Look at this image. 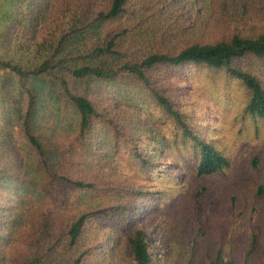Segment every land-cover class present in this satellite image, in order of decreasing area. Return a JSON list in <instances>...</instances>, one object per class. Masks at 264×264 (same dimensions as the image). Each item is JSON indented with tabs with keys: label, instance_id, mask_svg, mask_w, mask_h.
<instances>
[{
	"label": "trees",
	"instance_id": "16d2710c",
	"mask_svg": "<svg viewBox=\"0 0 264 264\" xmlns=\"http://www.w3.org/2000/svg\"><path fill=\"white\" fill-rule=\"evenodd\" d=\"M256 63L264 0H0V264H264ZM185 68L238 87L246 162Z\"/></svg>",
	"mask_w": 264,
	"mask_h": 264
},
{
	"label": "rangeland",
	"instance_id": "374dc122",
	"mask_svg": "<svg viewBox=\"0 0 264 264\" xmlns=\"http://www.w3.org/2000/svg\"><path fill=\"white\" fill-rule=\"evenodd\" d=\"M253 69L255 71H259L264 77V65H262L261 63H256ZM170 76L173 79V83L175 85L176 83H178L180 86L186 84L185 86L190 89V93H187L185 99L189 109L191 107L197 108L199 105H203L206 108L205 112H197L196 118L198 120V128L201 133L206 135H212L215 130H217L216 133H219L218 136L223 133L222 140L226 141L228 147L233 149V156L239 162H246L249 156L251 155L249 152L250 149L254 147V144L245 145L241 143L238 138V135H246L248 131H250V128L247 127L246 129L245 124L243 132L236 133L234 132L236 128L229 124V119H231L232 115L230 114L228 117H226L224 121H221V114H219L218 112V106L222 105L221 103L224 102L221 96L223 94L225 95V93L227 94V96L230 97L228 103L233 107L235 106V102L240 99V94L238 93L239 90H236L238 87L236 85L231 84L230 87L226 88L227 82H224L222 77H217L215 79L214 76H212L211 74L204 73L202 71H200L199 74H196L193 68L181 69L177 72L171 73ZM214 80L216 83L215 85ZM214 89H216L215 94H213V92L211 91ZM217 94L220 96V98H217ZM212 96H214L215 98L213 99ZM211 109H213L214 111ZM222 122L223 125H220V123ZM218 125L219 129H216ZM226 181L228 180H221V178L214 177L211 179L210 182L215 190L220 191L219 188L223 187ZM151 238L154 239V236L151 235ZM155 250L157 251V249Z\"/></svg>",
	"mask_w": 264,
	"mask_h": 264
}]
</instances>
